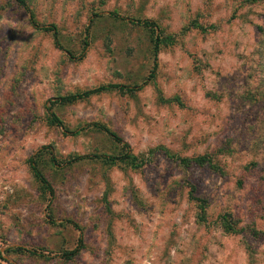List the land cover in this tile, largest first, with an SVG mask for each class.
Listing matches in <instances>:
<instances>
[{
    "label": "rangeland",
    "instance_id": "rangeland-1",
    "mask_svg": "<svg viewBox=\"0 0 264 264\" xmlns=\"http://www.w3.org/2000/svg\"><path fill=\"white\" fill-rule=\"evenodd\" d=\"M26 3L0 0V264H264V0ZM111 11L160 26L154 77L152 30ZM108 84L141 87L56 101ZM95 122L148 163L93 157L126 150Z\"/></svg>",
    "mask_w": 264,
    "mask_h": 264
},
{
    "label": "trees",
    "instance_id": "trees-1",
    "mask_svg": "<svg viewBox=\"0 0 264 264\" xmlns=\"http://www.w3.org/2000/svg\"><path fill=\"white\" fill-rule=\"evenodd\" d=\"M20 5L24 6L28 11H29V6L26 3V0H16ZM109 16H114L116 18H123V19H127L135 24H140V25H144L148 28H150L154 34L155 40H154V64H153V69L151 71L150 76L154 77V71L156 70L157 66H158V54H159V48H160V44L162 42L161 39V29L160 26L158 25V23L153 20V19H149V18H125L123 16H121L118 12L115 11H111L109 13H107ZM101 14H95V16H98ZM30 21L33 23V25H35L36 27H39L41 29H45V30H51L53 32L54 35V42L58 47H63L60 44V40L58 37V28L55 24H46V25H38L37 22L34 19V15L30 14ZM88 30L89 27L86 29V33L88 34ZM89 45L88 42V37H86L85 42H84V47H83V51L81 55H84L85 50L87 49ZM141 87V85H136V86H127V85H123V84H108V85H101L95 88H91V89H87L84 91H80L77 93H73V94H69V95H65L62 96L60 98H58L56 101H61V102H71V101H75L78 99H82V98H86L89 97L92 94L98 93V92H102L104 90L107 89H120V90H125L128 92H134L136 90H138ZM48 111L51 114L52 120L57 123L58 125L62 126V121L61 119L52 111L51 106L47 107ZM89 126H95L99 129H101L102 131L106 132L110 137H112L113 139H115L117 142L121 143L124 147H125V152L120 154V155H104V156H100V155H94L93 157H97V158H105L109 161L115 162V161H130L131 163H133V165L135 166H140L143 163H148L149 160L145 159V158H139V156H137L136 154H134V152L132 151V148L130 146V144L123 140V138L118 135L117 133H115L114 131H112L110 128H108L107 126H105L102 123L99 122H95L93 124H89ZM80 130H75L72 131V133H78ZM48 147H44L43 149H47ZM51 153V161L53 163H55V165H59L58 160L56 159V156L53 154L52 151H50ZM85 158H89V156H74L73 158H71L70 160L66 161V164H72L74 162L80 161L82 159ZM182 163H196L199 166L202 165H207L209 167L214 168V166H216V163L213 160V157L208 155V154H202V155H198L195 157L190 158H181L180 159ZM139 161V162H138ZM30 166L36 176V178L38 179V181L41 183V185L43 186L44 189H46L51 195H54V187L52 186V184L49 182V180L46 178V176L44 175L43 171L40 169L39 164L36 161V157L32 156L29 160ZM194 191V187L191 188ZM191 190V191H192ZM200 201L202 202V200L200 199ZM203 210V209H202ZM226 218V216H225ZM67 222L73 224L77 229H80L79 226L73 221V220H67ZM231 224L228 223V227L230 228ZM84 245V237L82 232L79 233V237H78V241H77V245L74 249L69 250V251H65L63 253V257L67 258V259H71L73 257H75L83 248ZM15 249L20 250V251H27L29 253L32 254H38L39 252L35 249H27L24 248L22 246H18L15 247Z\"/></svg>",
    "mask_w": 264,
    "mask_h": 264
}]
</instances>
